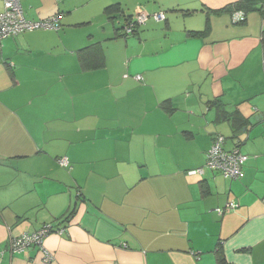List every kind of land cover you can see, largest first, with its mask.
I'll use <instances>...</instances> for the list:
<instances>
[{
	"label": "crops",
	"instance_id": "obj_1",
	"mask_svg": "<svg viewBox=\"0 0 264 264\" xmlns=\"http://www.w3.org/2000/svg\"><path fill=\"white\" fill-rule=\"evenodd\" d=\"M239 1L20 0L60 26L0 40V264H43L7 243L47 223L65 229L48 264H264V0L214 13ZM217 134L247 156L238 178L204 168Z\"/></svg>",
	"mask_w": 264,
	"mask_h": 264
},
{
	"label": "built area",
	"instance_id": "obj_2",
	"mask_svg": "<svg viewBox=\"0 0 264 264\" xmlns=\"http://www.w3.org/2000/svg\"><path fill=\"white\" fill-rule=\"evenodd\" d=\"M261 9H264V1L261 3ZM60 14H52L45 18L36 20L27 19L23 13L20 0H1L0 7V40L12 37L26 31L37 29L57 30L59 28ZM148 18L154 20H165L164 12H155L152 14L140 13L133 16L129 21L124 23L121 33L124 35L132 34L137 31L140 25H143ZM246 13L241 10H234L231 13L233 23L243 22ZM140 79V76H136ZM225 137L221 134L214 136L213 141L206 152L204 168L218 171L225 178H238L242 173V167L247 156L240 152L238 148L226 149L224 147ZM60 166L67 167L68 160L66 157H60L58 160ZM192 172L202 173L203 168H198ZM236 204L228 202L226 208L233 209ZM220 212V209H217ZM63 227L54 226L51 223L42 225L38 230L33 232H23L18 236L8 239V249L18 252L29 246H36L41 252V261L48 264L53 260V254L50 253L43 245V238L51 232L59 235L63 234Z\"/></svg>",
	"mask_w": 264,
	"mask_h": 264
},
{
	"label": "trees",
	"instance_id": "obj_3",
	"mask_svg": "<svg viewBox=\"0 0 264 264\" xmlns=\"http://www.w3.org/2000/svg\"><path fill=\"white\" fill-rule=\"evenodd\" d=\"M243 3H244V0L235 2L233 4L225 6L224 8L220 10L214 11V13L218 14V13L225 12V11L232 12L237 9H243L245 8ZM114 7L116 6L115 5L108 6L106 8V11L113 9ZM121 18L123 19L124 23H126L132 18V16H122ZM198 33L200 32L195 31L192 33V35H197ZM78 57L80 60V64L84 69H92V68L100 67L103 64L102 47L100 44L94 43L87 47L81 48L80 50H78Z\"/></svg>",
	"mask_w": 264,
	"mask_h": 264
},
{
	"label": "rangeland",
	"instance_id": "obj_4",
	"mask_svg": "<svg viewBox=\"0 0 264 264\" xmlns=\"http://www.w3.org/2000/svg\"><path fill=\"white\" fill-rule=\"evenodd\" d=\"M116 24V23H115ZM122 25H123V22H121V27H122ZM37 30H45V29H37ZM46 30H50V29H46ZM204 106L205 105H203V109H204ZM211 109V108H210ZM214 109H212L211 110V112H210V114L212 113V114H214ZM225 111H226V113H228V114H230L231 116L232 115H234L235 114V119H230L229 121L230 122H238V121H235L236 120V116H237V109L236 108H226L225 109ZM204 112H207V111H204ZM209 113V112H208ZM251 118L252 117H250L249 116V118L248 117H246L245 118V120H244V122H246L247 124H249V123H251V122H253L252 120H251ZM228 138L226 139V142L224 143V147L226 148V149H229L230 147H232V140L231 139H233V137L231 138V136L229 135V136H227Z\"/></svg>",
	"mask_w": 264,
	"mask_h": 264
},
{
	"label": "water",
	"instance_id": "obj_5",
	"mask_svg": "<svg viewBox=\"0 0 264 264\" xmlns=\"http://www.w3.org/2000/svg\"><path fill=\"white\" fill-rule=\"evenodd\" d=\"M259 116L255 117V118H251V120L253 121V119H258Z\"/></svg>",
	"mask_w": 264,
	"mask_h": 264
},
{
	"label": "bare ground",
	"instance_id": "obj_6",
	"mask_svg": "<svg viewBox=\"0 0 264 264\" xmlns=\"http://www.w3.org/2000/svg\"><path fill=\"white\" fill-rule=\"evenodd\" d=\"M28 19V18H27Z\"/></svg>",
	"mask_w": 264,
	"mask_h": 264
}]
</instances>
